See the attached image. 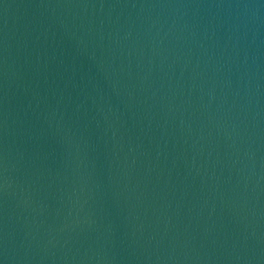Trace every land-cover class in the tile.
I'll use <instances>...</instances> for the list:
<instances>
[{
  "label": "water",
  "instance_id": "obj_1",
  "mask_svg": "<svg viewBox=\"0 0 264 264\" xmlns=\"http://www.w3.org/2000/svg\"><path fill=\"white\" fill-rule=\"evenodd\" d=\"M0 264H264V0H0Z\"/></svg>",
  "mask_w": 264,
  "mask_h": 264
}]
</instances>
